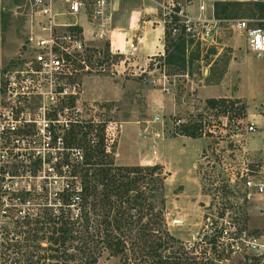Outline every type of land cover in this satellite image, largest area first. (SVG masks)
I'll return each instance as SVG.
<instances>
[{
	"label": "rangeland",
	"instance_id": "obj_1",
	"mask_svg": "<svg viewBox=\"0 0 264 264\" xmlns=\"http://www.w3.org/2000/svg\"><path fill=\"white\" fill-rule=\"evenodd\" d=\"M230 2L239 3V6L226 20H251L248 16L257 10L250 0ZM207 4L211 2L208 0ZM18 5H22V0L0 2V74L13 67L26 36V18L14 8ZM82 22L88 23L87 20ZM250 25L264 28V19L252 20ZM99 47L103 49V45ZM124 58L116 55L114 64ZM185 60V70H181L180 61L172 65L155 61L154 67L147 72H134L131 68L125 73L127 83L124 81V95L119 100L92 102L83 99V120H93L96 127L99 126L94 135L106 125L105 134L110 145H115L116 154L119 152L118 156L115 154L117 164L133 159L135 154L136 162L144 167L160 165L159 162L167 165L168 169L163 166L168 174L164 215L169 234L176 241L213 257L210 232L225 220L232 227L233 237L238 239L231 243L235 248L232 255L225 254L226 257L214 264H264V258L259 255L262 250L249 249L254 239L264 245V211L258 210L264 202L256 198L252 202L246 200L242 178V174L252 176L264 169V58L256 59L250 54L246 33L222 27L213 46L189 40ZM161 63L164 66L157 70L155 66L160 68ZM85 65L89 71L83 72V82L90 76H108L116 72L111 63L99 67L93 59H87ZM81 68L84 70L85 66L81 64ZM240 82L242 90L251 98V106L244 99L239 100L226 115L220 109H210L208 100L202 101L196 93L198 87L207 85L214 87L209 93L203 92L202 98L232 95ZM164 87L168 88L167 92H161ZM242 107L246 115L250 107L256 116L243 119ZM178 120H182L183 125L197 126V132L207 142L200 159L198 151L205 145L204 140L185 145L181 139H173L182 136L180 128L183 125L177 126ZM136 121L146 125L139 133L140 139L137 129L131 125L124 126L120 136L122 122ZM156 124H161L164 138L168 139L166 147L153 141V134L159 131L155 129ZM250 124H254L256 133L249 132ZM78 152L82 154L83 150H74V158ZM159 153H163L162 158ZM198 159L196 169H189ZM47 163L54 166V162L47 160ZM9 167L13 175L20 178L12 183L21 184L30 191L47 187L53 192L68 183L65 177L58 176L56 168L55 172L44 171L37 159L20 160ZM29 206L30 203L20 209L26 210ZM5 227L8 225L0 224V230ZM204 238L207 240L202 242ZM98 264H123V261L120 257L104 255Z\"/></svg>",
	"mask_w": 264,
	"mask_h": 264
},
{
	"label": "trees",
	"instance_id": "obj_2",
	"mask_svg": "<svg viewBox=\"0 0 264 264\" xmlns=\"http://www.w3.org/2000/svg\"><path fill=\"white\" fill-rule=\"evenodd\" d=\"M238 6L217 2L215 17L227 19ZM255 6L257 10L248 18L263 20L264 3ZM186 44L183 38H171L166 30L165 57L158 61L165 65L180 61L181 70H185ZM115 57L106 44L97 66L115 65ZM237 101L210 99L207 106L226 115ZM240 114L246 118L244 107ZM98 127L83 122L68 132L67 152L59 155L56 163L58 176L68 180L65 186L53 192L44 187L13 193L3 188L0 176V224L8 225L0 230V264H98L104 255L120 257L123 264H214L230 256L224 248L219 252L217 239L212 240L213 257L176 241L164 215L168 174L163 166H118L115 145H110L105 134L106 125L94 135ZM180 129L182 136L201 138L197 126ZM77 149L83 150L81 159L73 157L72 151ZM29 203L26 210L20 209Z\"/></svg>",
	"mask_w": 264,
	"mask_h": 264
},
{
	"label": "built area",
	"instance_id": "obj_3",
	"mask_svg": "<svg viewBox=\"0 0 264 264\" xmlns=\"http://www.w3.org/2000/svg\"><path fill=\"white\" fill-rule=\"evenodd\" d=\"M114 1L22 0V5L14 7L26 18V36L13 67L0 74V169L4 170L0 176L5 190L30 191L12 183L20 178L13 175L10 165L33 158L44 171L55 172L58 156L67 152L64 143L68 132L83 122L96 124L82 117V77L84 71H89L87 59L97 64L104 58L105 49L96 44L110 41ZM145 1L155 5L160 24L174 40L183 38L213 46L220 28L226 27L232 32L246 33L250 54L256 59L264 58V28H252V20L217 19L213 6L208 17L203 4L200 14L192 16L185 8L192 5V0ZM82 20H87L89 29L83 27ZM130 50L131 54L136 52L134 43ZM167 89L164 87V91ZM181 122L178 120L176 125H183ZM248 130L256 133L254 124ZM82 155L78 152L76 157L81 159ZM47 160L54 162V166ZM242 178L246 200L252 202L256 198L264 202V169L252 176L242 174ZM258 210L263 212L264 206ZM210 233L212 239H217L219 252L224 248L226 254L232 255L235 248L231 243L238 238L233 237L231 225L222 220ZM249 247L255 252L261 249L259 255H264V245L258 240H252Z\"/></svg>",
	"mask_w": 264,
	"mask_h": 264
},
{
	"label": "crops",
	"instance_id": "obj_4",
	"mask_svg": "<svg viewBox=\"0 0 264 264\" xmlns=\"http://www.w3.org/2000/svg\"><path fill=\"white\" fill-rule=\"evenodd\" d=\"M183 1V0H182ZM208 0H192V5L185 6L187 12L192 16H198L200 14L199 7L200 5L206 6V16L211 15L212 6L214 7V2L219 0H209L211 4H207ZM227 3H231V0H220ZM232 1H244V0H232ZM208 5V6H207ZM210 8V11L208 9ZM113 16H112V25L111 29L113 30L112 36L109 42L97 43L96 45H103V48L106 49V44H109V52L112 54L124 56L119 64L114 65L115 73L108 76H90L85 78L83 82L84 96L85 101L97 102L99 100H104L105 102H114L119 100L124 95V86L125 82L127 83L125 73L131 68L134 72L142 71L147 72L148 68L151 65H154L155 61L163 59L165 57V46H166V30L159 22L160 18L156 14L155 5L149 1L145 0H115L113 4ZM83 27L87 30L89 29L88 23L81 21ZM140 41V42H138ZM134 43L137 48L136 52L131 54L130 45ZM157 68V67H156ZM121 70V71H119ZM125 70H127L125 72ZM158 70V69H157ZM161 70V67L160 69ZM133 77V75H132ZM134 77H136L134 75ZM207 78V77H206ZM241 82L235 92L232 95H218V96H209L202 98L203 92L209 93L210 88L214 86L202 85L197 88V95L202 101L210 99H228V100H242L244 99L249 106L251 103V98L248 96V93L243 91L241 88ZM161 92H165L162 88ZM164 94V93H163ZM163 100H166V96H162ZM256 115L252 114L251 108L247 109V120L253 119ZM131 125L137 129V135L139 138V133L146 128V125L142 124L139 121L136 122H122L120 129V136L124 129V126ZM161 124H156L155 129L159 131L156 134H153V141H158L161 147H166L165 144L168 139L165 134L162 133L160 129ZM159 127V128H158ZM158 137V138H157ZM140 139V138H139ZM173 139H181L183 144H194L196 141L203 138L193 139L185 136H180ZM119 142V141H118ZM207 142L202 146L198 151V158L200 159L201 154L206 150ZM118 149V148H117ZM137 154V153H136ZM183 154V152H182ZM117 156L119 152L117 151ZM162 158L163 153H159ZM136 156L125 162H120L118 166L125 167H135L141 166L144 167L142 163L136 162ZM199 159L196 163L191 164L189 169H196L199 164ZM160 165L166 167L167 165L163 162H159ZM188 172H190L188 170Z\"/></svg>",
	"mask_w": 264,
	"mask_h": 264
},
{
	"label": "water",
	"instance_id": "obj_5",
	"mask_svg": "<svg viewBox=\"0 0 264 264\" xmlns=\"http://www.w3.org/2000/svg\"><path fill=\"white\" fill-rule=\"evenodd\" d=\"M157 69H160L159 66H157Z\"/></svg>",
	"mask_w": 264,
	"mask_h": 264
}]
</instances>
